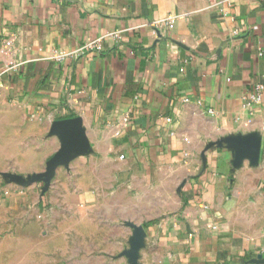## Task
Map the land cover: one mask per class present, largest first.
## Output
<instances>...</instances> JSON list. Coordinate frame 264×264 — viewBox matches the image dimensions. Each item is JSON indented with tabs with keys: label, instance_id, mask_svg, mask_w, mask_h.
<instances>
[{
	"label": "crops",
	"instance_id": "0c3cea01",
	"mask_svg": "<svg viewBox=\"0 0 264 264\" xmlns=\"http://www.w3.org/2000/svg\"><path fill=\"white\" fill-rule=\"evenodd\" d=\"M217 2L0 0V264H129L132 225L139 264H264V0ZM72 118L87 151L1 177ZM251 134L256 164L215 144Z\"/></svg>",
	"mask_w": 264,
	"mask_h": 264
},
{
	"label": "water",
	"instance_id": "95a60500",
	"mask_svg": "<svg viewBox=\"0 0 264 264\" xmlns=\"http://www.w3.org/2000/svg\"><path fill=\"white\" fill-rule=\"evenodd\" d=\"M54 131L60 136L62 147L49 162L46 173L33 178H24L13 174H2L1 177L7 181H15L23 185H30L40 180L48 182L53 178L59 166L67 164L74 157V153L88 150V141L79 118L55 122ZM215 144L218 146L225 144L236 153L235 166H239L244 159H249L253 164H256L261 154V138L256 134L228 137ZM131 228L133 229V237L130 240V248L124 255L129 264H139V251L144 246L145 229L142 225H132ZM260 259L264 263L262 256Z\"/></svg>",
	"mask_w": 264,
	"mask_h": 264
},
{
	"label": "built area",
	"instance_id": "2783aa9c",
	"mask_svg": "<svg viewBox=\"0 0 264 264\" xmlns=\"http://www.w3.org/2000/svg\"><path fill=\"white\" fill-rule=\"evenodd\" d=\"M52 1L55 2V3H59V2H61L63 0H52ZM209 1H210V6L212 8L217 7L220 4L219 2H217V0H209ZM225 16H226V13H225ZM117 35H118L117 33L111 34V36H115V37H117ZM6 46L10 47L11 46V42H9V41L6 42ZM102 50H103V47L99 43V41H91V42H87V43L83 44L79 48V50H77V52L75 54L80 55V54H84V53L89 52V51H102ZM63 57H65V56H60L59 58H63ZM14 68H15L14 65L13 66H6V68L1 72L0 76L10 72ZM189 101H190L189 99H185L184 100L185 103H188ZM253 101L255 103H260L261 102V96L259 94H257L256 96L253 97ZM209 113L213 114L214 112L212 110H209ZM125 121H127V120H125Z\"/></svg>",
	"mask_w": 264,
	"mask_h": 264
}]
</instances>
